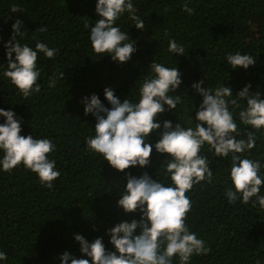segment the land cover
Returning a JSON list of instances; mask_svg holds the SVG:
<instances>
[{"label":"trees","instance_id":"1","mask_svg":"<svg viewBox=\"0 0 264 264\" xmlns=\"http://www.w3.org/2000/svg\"><path fill=\"white\" fill-rule=\"evenodd\" d=\"M97 2L0 0V109L13 111L22 121V136L51 139L56 149L49 159L55 160L61 173L50 190L22 164L11 173L0 169V251L8 256L0 264H62L60 257L65 252L88 259L80 252L76 234L90 243L102 237L106 250L115 251L106 232L141 216L139 211L125 214L117 206L127 175L139 178L146 172L152 179L171 184L164 174L168 157L154 147L159 133L148 137L153 151L150 166L145 168L131 167L122 173L89 152L85 141L95 134L96 120L91 114L85 115L83 98L95 94L110 108L104 89L111 87L121 101L129 98L138 102L139 88L143 79L152 75L149 66L154 59L166 67H177L182 81L172 93L181 96L182 102L173 110L165 105V112L156 117L161 130L164 121L185 127L199 123L195 114L203 98L192 85L200 81H204V88L230 87V99L250 84V93L258 91L264 100V0H191V15L183 11L185 0H132L145 28L136 29L128 13L116 21L115 26L136 41L137 51L124 64L114 62L111 56L95 54L91 47L90 28L100 19L95 11ZM12 5L20 11L11 12ZM16 20L21 21L17 39L22 45L35 49L39 41L57 49L54 59L39 54L41 91L28 99L3 76L8 63L5 44L13 36ZM40 27L47 32H37ZM171 39L184 46L185 56L168 52ZM237 52L251 55L256 64L247 70L231 68L225 57ZM54 76L55 87H49V78ZM241 105L246 107L247 101ZM238 112H234L241 131L237 139H246V133L255 130L240 123ZM4 122L0 117V124ZM255 134L256 146L247 158L264 165V130ZM200 154L207 157L214 181L201 182L186 193L192 203L186 223L211 251L193 255L190 264H257L258 260L264 264V210L251 203H228L225 191L231 187V157H216L207 145ZM260 195H264V185ZM172 264H179V259L174 258Z\"/></svg>","mask_w":264,"mask_h":264},{"label":"clouds","instance_id":"2","mask_svg":"<svg viewBox=\"0 0 264 264\" xmlns=\"http://www.w3.org/2000/svg\"><path fill=\"white\" fill-rule=\"evenodd\" d=\"M190 2L185 0L183 7V11L189 15L194 12L188 6ZM10 11L15 13L20 9L12 5ZM95 11L100 19L90 28L89 34L94 53L111 56L119 64L128 62L137 51L134 46L136 41L115 25L128 13L134 27L144 31V20L136 15L137 9L132 0H98ZM20 24V20L15 21L13 36L5 44L8 63L3 76L11 81L24 99H28L41 91L38 83L40 69L37 66L39 54L54 59L57 49L39 41L35 49L27 44L22 45L17 39ZM85 27L89 28V25L85 24ZM36 31L46 33L47 28L40 27ZM168 52L185 56L184 46L175 39L168 41ZM225 58L233 69L247 70L256 64L254 57L240 52L228 54ZM149 69L152 75L143 79L138 102L129 98L121 101L111 87L104 89V97L110 108L105 107L95 94L83 98L85 115L91 114L96 120L95 134L87 137L85 143L89 152L99 155L113 169L123 173L131 167L150 166L153 146L148 143V137L159 133L160 139L154 147L157 153L168 157L164 161V174L171 184L152 179L146 172L139 178L128 174L117 206L125 214L139 211L140 219L121 222L106 232L115 251L106 250L102 237L90 243L82 235L76 234L74 239L80 245V252L88 259H77L65 252L60 257L62 264H68L69 260L71 264H89L90 261L91 264H172L174 258L179 259V264H190L193 255H208L211 249L205 246L203 239L190 231L186 223L192 209L186 193L201 182L211 184L214 181L207 157L200 154L205 145L216 157H231L228 176L231 187L225 191L228 203H251L253 207L258 205L264 210V195H260L261 186L264 185V175L261 174L264 165L260 160L247 158V154L256 146L258 137L255 132L264 130V100L260 98L261 93H250L249 84L238 92L235 99H230L233 97L230 87L217 86L213 89L202 87L204 81L194 83L192 88L203 98L195 114V120L199 123L194 127H185L180 123L174 126L171 121H164L161 130V124L155 121L159 114L165 112L164 106L173 110L182 102L181 96L172 95L182 83L181 73L177 67H166L154 59ZM60 78H64L63 73H60ZM55 82V76L50 77L49 87H55ZM245 100L247 106L242 107L241 102ZM236 109H239L240 123L255 130L248 131L246 139H237L241 131L234 118ZM0 117L5 118V122L0 124V152L3 153L0 169L11 173L22 164L37 175L43 187L54 188L53 182L61 173L49 155L55 151L56 145L49 138L22 136V121L13 111L0 109ZM191 120L192 117L189 122ZM7 259V254L0 251V261ZM257 264H260L259 260Z\"/></svg>","mask_w":264,"mask_h":264}]
</instances>
